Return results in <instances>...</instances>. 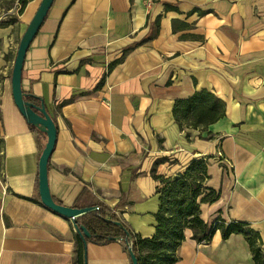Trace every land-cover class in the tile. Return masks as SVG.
<instances>
[{
    "label": "crops",
    "instance_id": "obj_1",
    "mask_svg": "<svg viewBox=\"0 0 264 264\" xmlns=\"http://www.w3.org/2000/svg\"><path fill=\"white\" fill-rule=\"evenodd\" d=\"M40 1L0 0V264H76L72 221L38 193L46 136L11 94L18 43ZM21 88L56 124L47 175L60 204H100L151 237L160 178L206 155L205 186L219 195L200 203V217L248 222L264 248V0H54L26 51ZM201 89L225 102V115L204 130L179 127L174 101ZM176 254L173 264H254L241 234L219 230L199 242L186 228ZM84 256L131 264L120 239H86Z\"/></svg>",
    "mask_w": 264,
    "mask_h": 264
},
{
    "label": "trees",
    "instance_id": "obj_2",
    "mask_svg": "<svg viewBox=\"0 0 264 264\" xmlns=\"http://www.w3.org/2000/svg\"><path fill=\"white\" fill-rule=\"evenodd\" d=\"M21 1L25 2V0ZM164 6L166 10H177L176 5L167 2H164ZM172 30H177L175 22H172ZM134 45L123 49L122 56L110 63L109 69L121 60ZM102 82L103 78L96 88L100 87ZM25 99L35 103L41 101L30 93H27ZM172 114L179 127L204 130L208 124L225 115V102L211 91L201 89L187 98L176 99L173 103ZM28 125L36 134L46 136L33 125ZM209 157L204 155L192 160L181 174L172 179L160 178L162 183L158 189L160 206L156 213L155 233L151 237L142 238L123 223L121 226L116 225L114 221H120L119 218L98 204L94 206L97 209L84 214L78 221L90 233L87 240L96 244H105L111 238L120 239L127 247L131 246L138 264H173L178 259L176 251L184 240L186 228L192 230V238L199 242L210 240L212 234L219 230L223 239L228 238L232 233L241 234L249 246L254 264H264L261 236L258 231L250 227L248 222L226 221L218 217L211 225H208L200 217V203L212 202L219 195L218 191L205 186L208 178ZM75 242L76 264H84V244L77 233Z\"/></svg>",
    "mask_w": 264,
    "mask_h": 264
},
{
    "label": "water",
    "instance_id": "obj_3",
    "mask_svg": "<svg viewBox=\"0 0 264 264\" xmlns=\"http://www.w3.org/2000/svg\"><path fill=\"white\" fill-rule=\"evenodd\" d=\"M53 1L54 0L40 1L36 12L27 24L26 29L24 30L19 40L11 72V94L14 104L16 105L22 116L26 119V122L46 134V142L38 160V193L40 196V200L45 206H47L54 212L70 218L75 231L83 241L85 251L86 239L90 237V233L84 225L78 223V217L86 212L92 211L94 209V206L82 208L71 207L60 204L53 199L48 186L47 173L48 161L56 141V124L46 111L43 102L36 104L35 102L26 100L25 96L27 95V93L23 92L21 88V74L26 51L36 33L40 29ZM114 223L118 226H121L120 221H114ZM128 253L131 264H138L137 258L133 253L131 246H128Z\"/></svg>",
    "mask_w": 264,
    "mask_h": 264
},
{
    "label": "rangeland",
    "instance_id": "obj_4",
    "mask_svg": "<svg viewBox=\"0 0 264 264\" xmlns=\"http://www.w3.org/2000/svg\"><path fill=\"white\" fill-rule=\"evenodd\" d=\"M13 18H14V17H13ZM13 18L10 19V17H7V20H8V19L12 20Z\"/></svg>",
    "mask_w": 264,
    "mask_h": 264
},
{
    "label": "built area",
    "instance_id": "obj_5",
    "mask_svg": "<svg viewBox=\"0 0 264 264\" xmlns=\"http://www.w3.org/2000/svg\"><path fill=\"white\" fill-rule=\"evenodd\" d=\"M94 209H97V207H94Z\"/></svg>",
    "mask_w": 264,
    "mask_h": 264
}]
</instances>
